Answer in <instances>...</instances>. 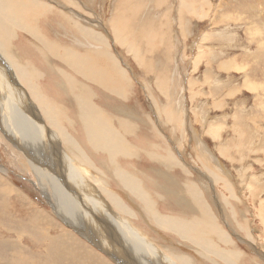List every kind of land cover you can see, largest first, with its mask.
Masks as SVG:
<instances>
[{
  "label": "rangeland",
  "instance_id": "rangeland-1",
  "mask_svg": "<svg viewBox=\"0 0 264 264\" xmlns=\"http://www.w3.org/2000/svg\"><path fill=\"white\" fill-rule=\"evenodd\" d=\"M194 1H30L32 5H43V11L41 9L37 13L36 20L31 19L32 16L28 17L30 22L27 19L31 27L37 28H34L35 35L34 32L26 33L22 28H14L10 31L11 37L7 45L20 61L24 52V61L21 62L33 66L34 72L39 74L36 89L50 111L58 109V103H62L64 119L69 120L67 115L70 116L73 111L70 109L72 104L69 100L68 83L65 84V92L58 85L64 80L69 81L72 78L75 81L83 77L75 73L70 64L64 63L57 54L47 52L40 40L47 39L54 43L59 48V54L62 53L61 48H65L64 45H75L73 48L76 53L79 51V54L102 48L101 44L92 43L81 33L71 35L70 31L65 32L64 25L58 20L53 21L55 17L68 16L83 28H89L106 42L104 47L121 62L118 64L125 67L121 65V69L131 81L125 85L132 84L133 87L126 88L119 83L118 92L113 89L109 90V94L104 92L109 96L108 101L106 100L109 106V127L122 140L121 144H132L138 148L133 149L135 155L115 156L116 162H113L111 167L123 168L134 173L136 177L141 173V178L137 177V183L140 179L143 194L150 202L144 211L146 214L124 215L111 204L109 196L99 189L97 191L93 183L79 172L81 168L77 163L61 164L67 176L80 187L82 193L87 185L81 179L97 192L98 198L100 197L105 205V208H100L102 213L98 211L103 220L91 218V226L89 222L80 223L74 216H70V219L73 218L75 222H67L56 211L55 204H52V201L61 203V188L51 180L50 160L45 162L47 157L43 155L44 142L51 138L37 139L40 143H34L24 136V131L11 134L13 127L10 124H7L5 129L0 126V264H72V257L75 264H124L121 258L113 256V250L115 254L122 252L120 240H123L122 234L126 235L124 228L120 227L121 220L128 233L139 243V256L135 255L136 264H139L138 258L146 264H232L231 260L235 264H264V0ZM72 12H81L77 15L84 19L76 18L70 14ZM136 12L139 13L135 14ZM120 14L123 21L120 24H125L123 27L115 21ZM11 60L18 61L15 58ZM0 69H4L1 60ZM3 82L6 85L5 81ZM159 82H163L162 87H159ZM93 88L99 89H91L94 94L102 92L97 86ZM1 89L3 90L0 86V92ZM19 89L26 103H34L32 96L35 94H31L32 91L30 93L29 90L27 92ZM148 92L152 93L155 99H152ZM100 100H103L101 96ZM155 105L157 108L160 106L159 112H165L158 116ZM36 106L42 114L37 103ZM42 110L45 112L43 107ZM24 111L28 112L26 109ZM170 111L173 113L172 117L167 115ZM171 112L169 114H172ZM2 115L1 121L4 120ZM83 115L85 116V113ZM80 116L81 113L77 116L79 120ZM37 117L39 122H44L42 116ZM13 136L14 139L11 138ZM75 136L76 142L81 145V141ZM67 138L71 140L70 136ZM59 143L61 148L59 146L56 149L63 158L62 149H65L66 144L64 141ZM83 147L86 148L85 145ZM152 150L157 153L158 160L160 155H174L172 170L161 167L160 163L153 159L154 156H151ZM121 159H124L123 162ZM185 159L188 164H185ZM130 160L134 161L131 163ZM69 166L76 167L75 173ZM104 168V172L108 173L103 179L109 178L105 180L106 188L119 192L117 182L122 176L118 170L111 172L108 163ZM145 173L147 177L143 181ZM158 184H164V188L157 190ZM192 186L195 187L192 189ZM195 188H198L197 193L201 191L200 198L204 195L203 207L197 204L194 198ZM68 189L69 191L64 188V193L69 205L84 208V203L77 200L80 195L78 190L69 184ZM149 189L152 190L149 191L151 195L147 191ZM154 193L161 199L162 208L169 209L175 204V200L180 203L174 213L177 217L184 215L186 221L183 218L175 221L174 213L162 212L161 215L172 216V230L168 225L172 221L166 216V222L160 218L166 225L159 220L163 226L155 228V213L148 211L150 204L154 203ZM178 197L181 198L177 199ZM134 198L141 200L137 196ZM96 199L85 197L84 200L93 211H96L95 208L99 205L103 206L100 199ZM206 206L211 209L209 211L207 207L211 217L216 216L215 220L212 217L213 227L226 230L231 235L232 226L238 232V238L231 237V243L225 244L218 241L214 231L208 232L201 216ZM107 208L110 211L116 210L115 219H110ZM128 208L133 211L143 210V206L136 209L131 203H128ZM190 220L192 223L187 222ZM194 220L204 229L202 232L197 228L199 238L191 236L190 227L195 225ZM113 221L117 231L121 230L120 233L114 234L109 227ZM159 221L157 219L158 225ZM71 222L76 225L69 224ZM181 222L186 226L189 224L187 227L180 226L186 230L182 237L178 227L175 228ZM230 222H233L231 226ZM104 224L109 229L104 227ZM87 225L95 237L87 235L86 231L90 232ZM187 235L191 237L185 238ZM110 238L117 245V251ZM54 239L55 243L60 245L56 248L61 249L56 255L48 251V246ZM74 243L76 246H72ZM205 243L208 247L202 248L206 246ZM123 244L129 245L125 240ZM145 245H149L152 252H149ZM173 248L179 253L174 252ZM231 249H235L234 258L228 260L226 257H229ZM221 253H225L226 257ZM173 254H179L183 261ZM88 257H91L89 262L83 261V258Z\"/></svg>",
  "mask_w": 264,
  "mask_h": 264
},
{
  "label": "bare ground",
  "instance_id": "bare-ground-1",
  "mask_svg": "<svg viewBox=\"0 0 264 264\" xmlns=\"http://www.w3.org/2000/svg\"><path fill=\"white\" fill-rule=\"evenodd\" d=\"M16 1H19V3L17 4ZM30 1L31 0H0V60L2 63V67L4 68L3 70L0 69V75L3 74L2 75L3 77H1V79H3V81H5V83H6V85H5L4 82L0 79V86L3 88V90L1 89V92H0L1 93V95H0V115L3 114L2 116L4 117L3 121L0 120V126L5 129L6 125L10 124L13 127L11 134L20 132L22 130V131H24V134H25L24 136L26 138L29 137V141L31 140V142H34V143H40L39 141H37V139H41V138H45V137L51 138V139H48L47 142H44V140H43L44 146L42 147V150H43V155L45 157H47V158H45V162H47V160L48 161L50 160L49 164L51 167L50 168L51 180L53 182L59 184L60 188H61V191L59 192V198H61V203L59 201H52V204H55L54 207H55L56 211L59 214H61L66 219L67 222L69 220L75 222V220L73 218L70 219V216L76 217L79 220V222L85 221V222L90 223L91 220H89V219H91V218H94L95 220L96 219L103 220V217L98 213V211H100V208H105L104 202L101 201L100 197L98 198L97 192L95 190H92L86 182H84L80 178L81 181L88 186V187L86 186V188L84 189V193H82L80 187L67 176V174L65 173V171L62 168V165H67V164L71 165L74 162L77 163L79 165V167L81 168L79 172L87 180H90L93 183L96 190L99 189V190L103 191L106 196H109V200H110L111 204H113L118 210H120V212L122 214H124V215H144V214H146L144 212L145 210L144 211L143 210L133 211L130 208H128V203H131L136 209H140L139 206H143V209H144L145 207H147L149 205L148 203L150 202L148 200V198L146 196H144V194H143V190H142L141 185H140L141 184L140 179L137 183L138 178H141V177H139V173L137 175V177H138L137 178L134 175V173H131V172H129L123 168L121 169L118 167H114V168L111 167L112 163L116 162L115 161L116 159H114L115 156H117V155L120 156V154H124L125 156L128 154L135 155V152L133 151V149L138 148L136 145H132V144H128V145L121 144L120 142H122V140L119 139L114 134L115 131L114 130L112 131V129L109 127V106H108V103L106 102V100L108 101L109 96L107 95V93H104V92H108V94H109V90H112V89L115 92H118V90H119L118 84L119 83L120 84L122 83L124 86H126V88L128 85H125V84L131 83L130 78L128 77L127 73L121 69V65L123 67V64H121V65L118 64L121 62L118 61L116 56L109 54V52H107L108 49H106L104 47V45H106V42L100 36H98L93 31H91L89 28H83L82 26L79 25V23L77 24L76 22H74V20H72V18H70L68 16L62 15L61 17H58V16L55 17L53 19V21L58 20L62 26L64 25L65 32H66V30H68V31H70L69 34H71V35L81 33L83 36H85L87 38V40L92 41V43L95 42L99 45L101 44L102 48L101 49L95 48V49H91V50H90V48H88L90 50V52L88 51V52H84V54H79L78 53L79 51L76 53L75 48H73V47H75V45L71 44L73 46V47H71L68 45L65 46L63 44L65 48H61L60 51H62V53L59 54L58 53L59 48L56 47L54 45V43L47 41V39L46 40L43 39L44 42L42 40H40L42 42L43 46L46 48L47 52L57 54L56 56H58L64 63L70 64V66L72 67V69L75 73H78L80 76L83 77L82 79L77 78L76 79L77 81L76 80L74 81L72 78L69 81L64 80L61 82V84L58 85L61 88V90L63 92H65V84L68 83L69 100L71 101V104H72V108L70 107V109H72V111H73L70 116L67 115L69 120L64 119L65 116H64V114H62L63 109H64V105L62 103H58V109L54 108V109H52V111H50L48 109V106H45L46 102L41 97H39L38 91L36 89V79H37V77H39V74L34 72L33 66H31L32 67L31 68L27 63L21 62V61H24V58L22 57V55L24 53L23 51H22L23 53H22L21 57H20V55H18L21 59V61H20L18 59V57H16V55H14V53L11 51V49L7 45V42H9L8 40H10V37H11L10 31L14 28H22V29L27 31L26 33L31 32L29 34H32L34 32L33 35H35V32H36L35 30L37 28H35V26H34V28H35V30H34V28L28 24V22H30L28 17L30 18L32 16L31 19L35 18L37 16V13L41 9L43 11V5L42 4H36V3L32 5L30 3ZM195 1H194V3H195ZM20 2H25V3L22 4ZM114 8H117V7H114ZM29 12H30V16H29ZM138 13L139 12H136L135 14H138ZM70 14H73L78 19H84L81 16H79L73 12ZM120 17H122V14H120L118 19H116L115 21L118 22L119 26L123 27L125 24L124 23H123V25L120 24L123 22V21H121ZM27 19H28V22H27ZM35 20H36V18H35ZM90 20H87V21H89V22L93 21V20L92 21H90ZM62 22H63V24H62ZM31 25H33V24H31ZM117 28H118V26H117ZM147 28H148V26H147ZM143 29L145 30V28H143ZM118 30H120V28H118ZM17 32H18V30H17ZM115 32L117 33V31H115ZM29 34H27V35H29ZM40 38H41V36H40ZM87 46L89 47V45H87ZM26 47H27V45H26ZM19 51H20V49H19ZM29 53H31V52H29ZM26 54H28V53H26ZM14 58L17 59L18 61L13 62L11 59H14ZM137 65L139 66V64H137ZM152 66H151V68H152ZM123 68H125V67H123ZM17 72L19 73L18 76H17ZM31 72H33V74H31ZM71 73H72V71H71ZM13 78L15 80H13ZM158 84H159V87H162L163 82H159ZM92 85L97 86V88L98 87L101 88L102 92L100 91L101 93L96 92V94H94L92 90L97 91L99 89L95 90ZM130 85L131 86H128V88L133 87L132 84H130ZM124 86H123V88H124ZM19 88H21L24 91L29 90L30 93L32 91L31 94L37 95V96H35V95L32 96V98H34V100L31 98L34 101V103H30L28 101L26 103L25 98H23L24 96L23 97L21 96L23 94L20 93ZM77 92H78V94L76 95ZM148 93H150V92H148ZM6 94H7V97H5ZM15 95H17V96H15ZM100 96L103 99L102 101L100 100ZM150 97H152V99L153 98L155 99V97H154V95H152V93H150ZM29 99H30V97H29ZM154 102H156V100ZM36 103L39 105V107L42 111V114L44 112L42 110V107L45 109L46 113L44 112V114L42 115L41 112L39 111V108L36 106ZM102 103H105V104H102ZM5 104H6V107H5ZM29 107H30V109H29ZM158 107L160 108V106H158ZM155 108H156V112H157L158 116L160 113L165 112V110H162V108H161L162 111L159 112V110H158L159 108H157V105H155ZM25 109L28 112L24 111ZM79 113H81L80 120L77 118ZM83 113H85L86 117L83 115ZM169 113H167V115L172 117L173 113L172 112H171L172 114H169ZM37 116H42L44 119V122H39V118ZM121 121H122V119H121ZM168 121H170V119ZM128 123L130 124V122H128ZM162 125H163V123H162ZM126 132H128V130ZM74 134L77 135V137L81 141V145H80V143L76 142L77 138ZM68 136L71 137V140H69L67 138ZM14 137L15 136H13L11 138L14 139ZM30 137H31V139H30ZM127 139H128V137H127ZM59 141H64L66 144L65 149H62V153L64 154L63 158H61L59 156L57 149H56L59 146L61 148ZM141 143H144V142H141ZM148 143H151V142H148ZM148 143H146V144H148ZM151 144H153V142ZM83 145H85L86 148H84ZM156 146H157V144H156ZM153 150L151 152L152 153L151 156H154L153 159L156 160L158 163H160L161 167H166L168 170L169 169L172 170L173 165H174L173 164V162H174L173 156L174 155L172 156L169 153L163 157L160 155L159 160H158L157 159L158 158L157 153L154 152ZM165 152H167V150H165ZM140 153H143V152H140ZM145 156H146V153H145ZM104 157H106L109 160H107ZM34 159H35V157H34ZM59 160L62 161V163H60ZM123 160H122V162H123ZM186 161L187 160L185 159L184 160L185 164H188ZM130 162H131V160H130ZM140 162H142V161H140ZM175 162H176V160H175ZM107 163L109 165V169L111 170V172L118 170L119 174L122 176L121 178H119L121 180L119 182H117L118 186H119L117 188L120 190L119 192H117L115 190H108L106 188L105 180L109 179V178L103 179V176H106V174L108 173V172H104V169H105L104 167L107 165ZM153 163H152V165H153ZM178 164H179V162H178ZM69 167L72 170V172L75 173L76 167L75 166H69ZM189 168H191V167H189ZM134 169H136V168H134ZM105 171H106V169H105ZM107 171H108V169H107ZM164 182H166V180ZM68 184L71 186H74L78 190V193L80 195H79V198H77V200H78V202L84 203V208L79 206V205H76V206L75 205H69V203L67 202L65 193H64V188L69 191ZM158 185H159V187L157 188V190L164 188V184L163 185L158 184ZM184 187H185V185H184ZM194 187L192 186V189ZM165 189L167 190V188H165ZM197 189L198 188H195V191ZM177 190L180 193V190L179 189H177ZM185 191H187V190L185 189ZM127 192H129V193H127ZM193 193H194V198H195L197 204H200L203 207L202 203L205 202V201H203L204 195H202V198H200L199 193L201 195V191L199 193H197V191L196 192L193 191ZM133 195H134V197L137 196L139 200L141 199L140 200L141 202L135 200V198L132 197ZM174 195H176V192ZM85 197H87V199H91V200H95V198L100 199V201L103 203V206L99 205L98 208H95L96 211H93L94 209L90 208V206L85 203L86 202V201H84ZM121 198H123V200H119ZM179 198H181V197H178L177 199H179ZM87 202H90V201L87 200ZM218 203H220V202L218 201ZM176 204L178 205L180 203H176ZM195 205H196V203H195ZM205 205H206V203H205ZM207 207L208 206H206V208H204V210H202L203 212L201 211L202 212L201 216H202V219L204 221L203 224H206V226H204V228H206V230L208 232H209V230L214 231V233L217 234L216 236L218 238V241H221L225 244L231 243V241H230V240H232L231 237L238 238L237 234H236L238 232L236 230H234V228L231 226L233 224V222H232V224L230 222V226L232 228V229L231 228L230 229L233 232V233L231 232L232 233L231 235L228 234L226 230L223 231V229H218L215 226H214L215 227L214 228L213 227L214 224H212L213 223L212 217L215 220L216 216L211 217V212H208L209 207H208V210H207ZM109 209H110V207H109ZM182 209H183V207H182ZM150 210L151 209H149L148 211H150ZM105 211H106V209H105ZM115 211L109 210L110 219H113V218L115 219V217L117 215V213ZM95 214H97L96 217H94ZM212 215H214L213 211H212ZM62 216H60V217H62ZM162 216H164V215H159V217H161V218H162ZM165 216L167 217V215H165ZM183 217H185V216L183 215V216L176 217V218L173 217V219L180 221L178 219L181 218V220H183L184 219ZM226 217L228 220L227 215H226ZM195 218H196V216H195ZM157 219L159 221L158 216L156 217V223L158 224ZM169 219H170V217H169ZM199 219H201V218H199ZM184 220L186 221V219H184ZM114 221H113L112 225L110 224L109 227L112 228L113 231L112 230L111 231L114 234L120 233L121 230H119V232L117 231L116 224L114 223ZM154 221H155V218H154ZM160 221H162V220H160ZM171 221L173 223L172 218H171ZM195 221L196 220H194V223H195ZM229 221H231V220H229ZM74 222H71L69 224H73V226H75L76 224ZM119 222L121 224V225L119 224L120 227L124 228L123 230L126 231L125 232L126 237L121 233L122 237H123V240L122 239L120 240V243H121L120 247H121L122 252H119L121 254H119V253L115 254V251L113 250L114 255L112 254V252L110 254L113 255L114 257L116 255V258H121L123 260L124 264H132V263L136 264L135 255L139 256L138 255L139 254V252H138L139 243L137 241H135L133 239V237L128 233V231L126 230V227L122 224V220ZM164 222H166V220ZM184 222H181V223L177 224V226H175V228L178 227V229H179L178 232L181 234V237L184 235L183 232H185L186 230L181 229L182 227H180V226H185V227L189 226L188 223H187L188 225L186 226L184 224ZM187 222L192 223V220L187 221ZM160 224H161V222H160ZM164 224L166 225V223H164ZM89 226H91V223L89 224ZM89 226L87 225V228L90 230ZM103 226L108 228L105 224ZM190 228H191V230H190ZM190 228H189V230L192 232L191 236L198 237V238L200 236L198 235L199 233L196 232L197 228L201 229L199 231H202V232L204 231V229L202 228L200 223H195V225L193 227L191 226ZM119 229H121V228H119ZM171 229H172V227H171ZM187 232H188V229H187ZM86 233L88 236L90 235L91 237L92 236L95 237L92 230H90V232L86 231ZM203 234H205V233H203ZM185 235H186V233H185ZM247 235H249V234H247ZM191 236H188V237L184 236V237L190 238ZM249 239H250V237H249ZM124 240L129 243L128 246L126 244H123ZM205 240H207V237ZM110 241L112 243H114L111 238H110ZM187 242H189V241H187ZM193 242L194 241H192L191 244H193ZM203 242H199V243H202V245H203L204 244ZM205 244H206V246H202V248L208 247L207 243H205ZM209 244H211V241L209 242ZM212 244L213 245H212L211 249H213V246H214V243H212ZM110 246H111V244H110ZM113 246H114L115 250L117 251V249H118L117 245H115V243H114ZM145 247L149 252H152V248L149 245H145ZM215 247H216V245H215ZM102 248H104V247H102ZM224 250L225 249H223V252H224ZM175 251H177V250L174 249V252ZM230 251L231 252L228 254L229 257H226L225 253H221V255L224 254V257H226L228 260H231L230 259L231 257L234 258L233 253L235 254V249H231ZM203 252H204V250H203ZM207 252L209 253V250H207ZM220 252L219 253L217 252V254H220ZM197 254H199V253H197ZM200 255H203V254H199V256ZM173 256L174 257L176 256V258L183 261V258L180 257L179 254H175V255L173 254ZM217 256L219 257V255H217ZM206 257H207V255H206ZM184 261H186V260H184ZM189 261H186V262H189ZM138 262H139V264H146V262L144 260L140 261L139 258H138ZM190 263H188V264H190ZM231 263L235 264L232 260H231Z\"/></svg>",
  "mask_w": 264,
  "mask_h": 264
},
{
  "label": "crops",
  "instance_id": "crops-1",
  "mask_svg": "<svg viewBox=\"0 0 264 264\" xmlns=\"http://www.w3.org/2000/svg\"><path fill=\"white\" fill-rule=\"evenodd\" d=\"M141 176H142V174L141 173H139ZM146 175L143 177V181H144V178L145 177H147V173H145ZM149 178V177H148ZM145 180H146V178H145ZM148 192L149 191H152V190H147ZM149 194L151 195V193L149 192ZM154 203H152V204H150V207H149V209H151L150 211H152L153 213H155L154 214V217H155V219H156V217L158 216V218H159V220H161V219H165L166 217L165 216H162V218L161 217H159V215H161V213L163 212H170V213H174V212H177V204H176V202H175V204L172 206V207H169V209H167V208H162V206H163V204L161 203V199L160 198H157V195L154 193ZM151 199V198H150ZM160 200V201H159ZM176 201V200H175ZM151 202H152V199H151ZM160 204H162V206H160ZM170 205H172V203H170ZM152 207V208H151ZM146 209V207L143 209V211ZM148 209V210H149ZM159 214V215H158ZM175 215H173V216H175V217H177V214L176 213H174ZM164 217V218H163ZM169 217H170V220H171V218H172V216L171 215H169ZM169 217H168V219H169ZM161 218V219H160ZM48 219V218H47ZM150 220H151V218H150ZM176 220V219H175ZM155 222V221H154ZM171 224H173L172 222H170V226H172ZM163 224H160V225H158L156 222H155V224L153 225L155 228H157V227H161ZM169 229H171V228H169ZM172 230V229H171ZM172 232V231H171ZM55 240L56 239H54L53 241H52V243H50V245L48 246V251H49V253L51 252V254H53V255H56V254H59L61 251H59L58 252V250H61V249H57L56 248V246L57 245H59L58 243H55ZM58 240V239H57ZM60 240V239H59ZM16 244V243H15ZM51 245H52V250H51ZM97 245H100V244H97ZM60 246V245H59ZM72 246H76L75 245V243L72 245ZM100 247V246H99ZM80 249H82V246H80L79 247ZM85 250V249H84ZM77 258V257H76ZM70 260L72 261V264H75V260L73 259V257L72 258H70ZM91 260V257H88V258H83V261H85V262H89ZM111 262V261H110Z\"/></svg>",
  "mask_w": 264,
  "mask_h": 264
}]
</instances>
